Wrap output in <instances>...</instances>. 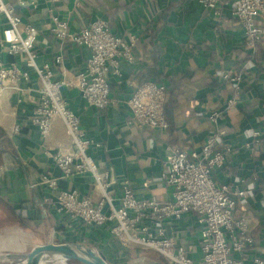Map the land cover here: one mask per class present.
Segmentation results:
<instances>
[{
    "label": "crops",
    "instance_id": "crops-1",
    "mask_svg": "<svg viewBox=\"0 0 264 264\" xmlns=\"http://www.w3.org/2000/svg\"><path fill=\"white\" fill-rule=\"evenodd\" d=\"M10 1L22 19L21 27H37L38 62L51 63L56 78L72 79L86 64L90 51L58 39L53 31L54 16L67 20L72 32L103 18L116 33H135V62L123 61V76H111L114 101L106 110L89 105L76 88L62 89L88 137L100 143L91 146L89 153L110 171V189L120 195L121 184L129 181L138 198L171 199L173 189L161 178L168 146L199 150L214 129L224 130L234 152L215 173V179L240 184L248 191V196L238 200L235 212L248 217L256 240L253 251L264 250V40L256 51L245 44L244 27L232 12L233 0L218 20L197 0ZM258 22L264 28V13ZM59 53L65 57L61 66L55 63ZM6 59L28 69L21 56L6 54ZM230 71L243 75L239 94L235 92L236 83L225 77ZM146 80L167 87L168 129L129 123L131 109L127 101L135 85ZM20 86L38 89L42 83L32 72L30 80L22 81ZM26 94L24 90L0 91V164L7 167L0 179V199L11 211L6 217L0 206V221L10 219L4 221L0 236L22 231L36 245L74 243L76 238L79 243L97 246L110 264H171L156 250H126L106 230L89 229L57 212L55 194L41 184V176L52 172L61 177L53 154L58 149L71 150L73 141L60 117L53 120L51 135L43 141L25 105ZM233 97L238 103L226 110L214 126L210 114L224 109ZM254 131H261L262 144L249 149L246 143L252 140ZM59 185L89 196L94 203L102 199L90 173L60 178ZM179 228L192 241L199 236L195 215H186ZM194 257L199 258V254Z\"/></svg>",
    "mask_w": 264,
    "mask_h": 264
},
{
    "label": "built area",
    "instance_id": "built-area-1",
    "mask_svg": "<svg viewBox=\"0 0 264 264\" xmlns=\"http://www.w3.org/2000/svg\"><path fill=\"white\" fill-rule=\"evenodd\" d=\"M214 20L220 19L224 7L232 0H197ZM233 15L242 23L245 44L253 51L264 40V28L258 18L264 13V0H233ZM54 34L63 42L69 40L83 45L90 51L86 64L72 79L56 78L51 63L38 62L36 26L26 24L10 0H0V91H26L25 105L29 107L32 123L38 127L43 141L51 135L53 120L62 118L67 133L73 141L71 150L58 149L53 158L62 172L61 177L52 172L41 176V184L54 194L57 212L77 221L89 229L104 231L115 237L122 248L128 250L145 247L158 251L171 264H264V250L253 251L256 240L251 233L248 217L237 216L240 198L248 191L240 184L220 183L215 173L222 169L234 147L226 139V132L214 129L199 150L187 151L180 146H168L167 158L161 175L162 181L172 187V198H138L129 181L121 184L116 195L111 189V173L105 170L89 153L91 146H100L88 137L79 115L63 96L64 87L76 88L85 101L106 110L114 99L111 97L110 78L123 76L122 62H135V33H116L108 20L97 18L78 32L70 31L67 20L53 17ZM21 56L28 69L6 59ZM64 55L55 58L57 65L64 64ZM35 73L42 83L38 89L20 86ZM225 77L236 83V94L241 91L243 75L228 72ZM167 87L153 80L135 85L127 104L131 109L130 124L153 129H168L166 116ZM231 98L226 107L212 112L210 122L216 126L220 116L236 105ZM249 149L259 148L261 131H254ZM7 170L0 164V179ZM90 173L95 179V190L102 199L94 203L89 196H82L75 189L61 188L60 178ZM195 215L199 236L189 239L179 228L186 215ZM198 253L199 258L194 254Z\"/></svg>",
    "mask_w": 264,
    "mask_h": 264
},
{
    "label": "water",
    "instance_id": "water-1",
    "mask_svg": "<svg viewBox=\"0 0 264 264\" xmlns=\"http://www.w3.org/2000/svg\"><path fill=\"white\" fill-rule=\"evenodd\" d=\"M11 260V264H47L52 260L66 263L75 260L81 264H110L103 253L84 243H54L47 242L36 245L25 253H0V262Z\"/></svg>",
    "mask_w": 264,
    "mask_h": 264
},
{
    "label": "rangeland",
    "instance_id": "rangeland-1",
    "mask_svg": "<svg viewBox=\"0 0 264 264\" xmlns=\"http://www.w3.org/2000/svg\"><path fill=\"white\" fill-rule=\"evenodd\" d=\"M73 242L75 243L79 241H73ZM80 243H84L94 248L97 251L100 250L97 246L92 245L91 243H85V242H80ZM35 245H36L35 241H33L29 236H26L25 233L22 231L6 232V234L0 236V253H6V252L25 253L31 251L35 247ZM141 249L143 248L141 247ZM139 261L140 260H136V263H139ZM0 264H11V260L9 259L3 260L0 262ZM47 264H81V263L75 260H69L66 263L52 260Z\"/></svg>",
    "mask_w": 264,
    "mask_h": 264
},
{
    "label": "trees",
    "instance_id": "trees-1",
    "mask_svg": "<svg viewBox=\"0 0 264 264\" xmlns=\"http://www.w3.org/2000/svg\"><path fill=\"white\" fill-rule=\"evenodd\" d=\"M0 206L4 208V214L6 215V217L8 216L9 217V214H10V209L8 207H6V205L4 204V202L0 199ZM7 208V209H5ZM9 209V210H8ZM9 221L10 219H2V221H0V229L4 227V221ZM73 241H80L79 239H74Z\"/></svg>",
    "mask_w": 264,
    "mask_h": 264
}]
</instances>
